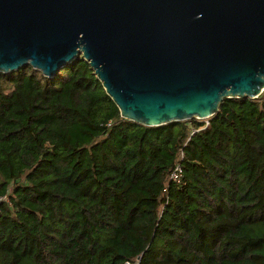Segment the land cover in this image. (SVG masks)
<instances>
[{
    "label": "trees",
    "instance_id": "trees-1",
    "mask_svg": "<svg viewBox=\"0 0 264 264\" xmlns=\"http://www.w3.org/2000/svg\"><path fill=\"white\" fill-rule=\"evenodd\" d=\"M126 262L264 264V89L144 125L81 54L0 71V264Z\"/></svg>",
    "mask_w": 264,
    "mask_h": 264
},
{
    "label": "water",
    "instance_id": "water-1",
    "mask_svg": "<svg viewBox=\"0 0 264 264\" xmlns=\"http://www.w3.org/2000/svg\"><path fill=\"white\" fill-rule=\"evenodd\" d=\"M78 54L122 117L202 119L264 89V0H0V71Z\"/></svg>",
    "mask_w": 264,
    "mask_h": 264
},
{
    "label": "built area",
    "instance_id": "built-area-1",
    "mask_svg": "<svg viewBox=\"0 0 264 264\" xmlns=\"http://www.w3.org/2000/svg\"><path fill=\"white\" fill-rule=\"evenodd\" d=\"M172 175H173V176H176V175H177L176 171H174V172L172 173ZM125 264H133V263H128V262H126Z\"/></svg>",
    "mask_w": 264,
    "mask_h": 264
}]
</instances>
